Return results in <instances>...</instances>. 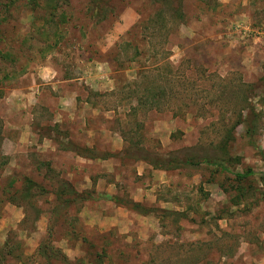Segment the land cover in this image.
Wrapping results in <instances>:
<instances>
[{"label": "rangeland", "instance_id": "rangeland-1", "mask_svg": "<svg viewBox=\"0 0 264 264\" xmlns=\"http://www.w3.org/2000/svg\"><path fill=\"white\" fill-rule=\"evenodd\" d=\"M0 264H264V0H0Z\"/></svg>", "mask_w": 264, "mask_h": 264}, {"label": "trees", "instance_id": "trees-1", "mask_svg": "<svg viewBox=\"0 0 264 264\" xmlns=\"http://www.w3.org/2000/svg\"><path fill=\"white\" fill-rule=\"evenodd\" d=\"M186 162V161H185ZM1 164H4V163H2L1 162ZM154 166H156V165H154ZM247 176H249L248 175V173L247 174H243V175H237V177L239 178H245V177H247ZM26 182H27V187H25V190H26V192L32 187V186H34L35 187V184L34 183H32L31 181H29V180H26ZM30 187V188H29ZM28 194V193H27Z\"/></svg>", "mask_w": 264, "mask_h": 264}, {"label": "crops", "instance_id": "crops-1", "mask_svg": "<svg viewBox=\"0 0 264 264\" xmlns=\"http://www.w3.org/2000/svg\"><path fill=\"white\" fill-rule=\"evenodd\" d=\"M50 85H54V83H50ZM37 89V88H36ZM30 95V93H28ZM36 96V95H35ZM146 195V193H145ZM134 199L138 200V201H142L144 198L143 197H138V195L136 197H134Z\"/></svg>", "mask_w": 264, "mask_h": 264}]
</instances>
